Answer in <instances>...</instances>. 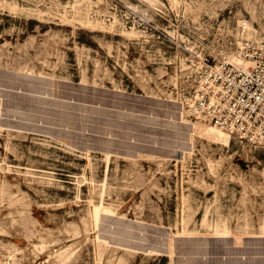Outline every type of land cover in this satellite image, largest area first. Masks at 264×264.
<instances>
[{
  "label": "rangeland",
  "instance_id": "obj_1",
  "mask_svg": "<svg viewBox=\"0 0 264 264\" xmlns=\"http://www.w3.org/2000/svg\"><path fill=\"white\" fill-rule=\"evenodd\" d=\"M264 0L0 2V264H264V145L197 120L187 57Z\"/></svg>",
  "mask_w": 264,
  "mask_h": 264
},
{
  "label": "built area",
  "instance_id": "obj_2",
  "mask_svg": "<svg viewBox=\"0 0 264 264\" xmlns=\"http://www.w3.org/2000/svg\"><path fill=\"white\" fill-rule=\"evenodd\" d=\"M32 0H0L28 5ZM239 23V40L219 50V33L187 57L190 94L181 102L194 118L250 147L264 145V44Z\"/></svg>",
  "mask_w": 264,
  "mask_h": 264
},
{
  "label": "bare ground",
  "instance_id": "obj_3",
  "mask_svg": "<svg viewBox=\"0 0 264 264\" xmlns=\"http://www.w3.org/2000/svg\"><path fill=\"white\" fill-rule=\"evenodd\" d=\"M212 129L216 130V131H219L220 133H223L221 132L220 130H217L215 127L211 126Z\"/></svg>",
  "mask_w": 264,
  "mask_h": 264
}]
</instances>
